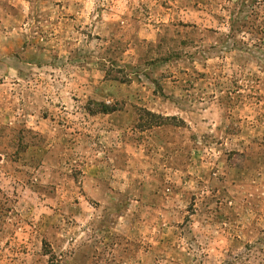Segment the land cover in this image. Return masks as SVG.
<instances>
[{"label": "rangeland", "instance_id": "1", "mask_svg": "<svg viewBox=\"0 0 264 264\" xmlns=\"http://www.w3.org/2000/svg\"><path fill=\"white\" fill-rule=\"evenodd\" d=\"M0 264H264V0H0Z\"/></svg>", "mask_w": 264, "mask_h": 264}]
</instances>
